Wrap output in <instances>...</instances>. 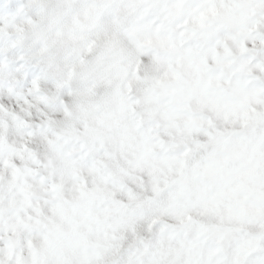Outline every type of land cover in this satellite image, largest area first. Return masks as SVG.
Segmentation results:
<instances>
[{"label":"snow or ice","instance_id":"snow-or-ice-1","mask_svg":"<svg viewBox=\"0 0 264 264\" xmlns=\"http://www.w3.org/2000/svg\"><path fill=\"white\" fill-rule=\"evenodd\" d=\"M0 264H264V0H0Z\"/></svg>","mask_w":264,"mask_h":264}]
</instances>
